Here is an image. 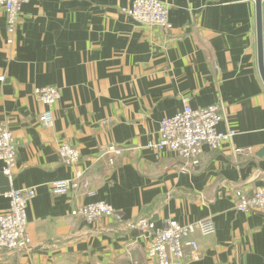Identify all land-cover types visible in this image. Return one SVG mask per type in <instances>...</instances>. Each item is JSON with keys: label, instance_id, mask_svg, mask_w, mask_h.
I'll return each mask as SVG.
<instances>
[{"label": "crops", "instance_id": "obj_1", "mask_svg": "<svg viewBox=\"0 0 264 264\" xmlns=\"http://www.w3.org/2000/svg\"><path fill=\"white\" fill-rule=\"evenodd\" d=\"M159 1L168 8L167 31L122 13L133 0H29L11 43L0 6V121L18 144L7 178L10 190H35L26 211L31 248L0 254V264H157L146 253L150 234L134 221L160 227L165 219L205 217L215 231L195 234L199 256L186 264H264V214L236 211L232 195L264 188L255 0ZM261 27L264 65V0ZM45 86L61 91L48 128L38 123L46 107L35 95ZM185 103H217L225 116L218 130L236 131L232 143L204 147L197 171H182L181 158L147 146L157 141L161 119ZM63 142L79 151L76 167L95 191L90 196L81 188L50 192L49 183L74 177L58 155ZM108 145L117 152L101 154ZM233 147L251 153L235 155ZM6 193L0 212L9 206ZM99 200L123 218L71 215Z\"/></svg>", "mask_w": 264, "mask_h": 264}, {"label": "built area", "instance_id": "obj_2", "mask_svg": "<svg viewBox=\"0 0 264 264\" xmlns=\"http://www.w3.org/2000/svg\"><path fill=\"white\" fill-rule=\"evenodd\" d=\"M29 0H0V6L5 11L7 42H12L20 20L21 8ZM121 12L138 23L167 31L172 28L168 18L167 6L159 0H133L129 7ZM4 76H0V81ZM36 97L45 105L38 116V123L48 128L54 124L52 107L61 98V91L55 86L38 87ZM225 118L217 103L205 107L193 108L185 103L175 114L163 117L159 122L157 141H149L148 147L156 150H168L183 160L182 171H197L200 167L204 147L215 150L225 143H232L236 131L226 128L218 130V124ZM109 120L105 119L104 123ZM18 144L7 125L0 121V161L2 172L9 179L16 167ZM101 154L109 155L117 152L113 145L102 147ZM233 153L250 154L251 147H233ZM61 162L74 168V177L49 183L53 195L68 194L73 189H83L85 196L95 193L90 189V181L85 173L76 167L79 161V151L67 142L58 147ZM113 164V158H108ZM35 195L34 188L10 190L6 193L9 199L8 208L0 212V254L8 251H28L31 245L26 234L27 205ZM233 207L241 212H260L264 214V188L247 193L241 189L232 192ZM71 215L81 217L87 222H93L99 217H110L114 220L123 218V211L113 208L105 201H91L77 205L71 210ZM140 231L151 236L146 247L147 257L157 264H186L187 260H195L199 256V245L195 234L210 235L215 226L210 217H205L192 223L181 224L173 219L163 220L160 227L145 218L132 223Z\"/></svg>", "mask_w": 264, "mask_h": 264}, {"label": "water", "instance_id": "obj_3", "mask_svg": "<svg viewBox=\"0 0 264 264\" xmlns=\"http://www.w3.org/2000/svg\"><path fill=\"white\" fill-rule=\"evenodd\" d=\"M256 6V31H257V58H258V68L261 79L264 84V65H263V38H262V27H261V0H255ZM0 192H9L10 186L7 176H4L0 172Z\"/></svg>", "mask_w": 264, "mask_h": 264}]
</instances>
